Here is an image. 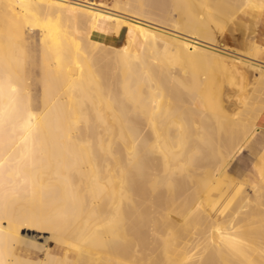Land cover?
I'll return each instance as SVG.
<instances>
[{"label":"bare ground","instance_id":"obj_1","mask_svg":"<svg viewBox=\"0 0 264 264\" xmlns=\"http://www.w3.org/2000/svg\"><path fill=\"white\" fill-rule=\"evenodd\" d=\"M175 7L189 12L188 34ZM263 12L264 0H0V264L126 263L95 245L90 253L85 234L104 224L94 218L104 212L96 201L133 199L137 184L145 189L133 202L147 198L162 227L175 220L159 229V253L146 262L150 251L141 248L138 262L130 250L132 264H264V129L256 124L263 48L252 39L244 50L223 41L239 16ZM27 27L41 36L39 104ZM144 206L135 205L141 216ZM109 218L108 233L117 225ZM193 232L200 241L190 248L183 241ZM49 240L80 242L75 262L67 250L50 252ZM18 245L43 256H23Z\"/></svg>","mask_w":264,"mask_h":264},{"label":"rangeland","instance_id":"obj_2","mask_svg":"<svg viewBox=\"0 0 264 264\" xmlns=\"http://www.w3.org/2000/svg\"><path fill=\"white\" fill-rule=\"evenodd\" d=\"M202 10L203 9H201V8H195V9H193L192 11H193V13L196 15V17H197V19H202L203 17H205V13H203L202 12ZM175 11V12H174ZM191 11V12H192ZM184 12H186V13H184ZM173 13H175L176 15H177V17H176V19H177V21L181 24V25H179V27L181 26V31H184L185 32V34L187 33L186 32V30H188L187 29V24H188V22H189V15H188V13H187V9L185 10V8H184V10L181 8H178V7H175L174 8V10H173V12H172V14ZM183 13V14H182ZM202 13L204 14V15H202ZM185 14V15H184ZM173 16H174V14H173ZM175 17V16H174ZM238 19L239 20H237L234 24L236 25V24H239V23H242V21H243V19H246V20H248V19H250V18H246V17H244V16H239L238 17ZM184 21V22H183ZM182 22V23H181ZM187 23V24H186ZM200 25V24H199ZM198 26V24L196 25V27ZM200 28L202 29L203 28V31H204V29H205V27L202 25V26H200ZM199 27H197V29L199 30L200 29ZM27 29V46H28V64H29V69H30V76L32 77V81H33V84L35 85V86H33V94H34V101H35V103L36 104H39V101H40V92H39V86L37 87V84H38V80H39V78H40V61H41V46H40V41H39V39H40V32H39V30L38 29H36V30H34V31H28V27L26 28ZM184 29V30H183ZM199 30L198 32L200 33V31L202 32V30ZM190 31V30H189ZM183 32V33H184ZM188 34V33H187ZM226 34V33H225ZM198 38H200V39H203V40H205L203 37H198ZM247 59H249V58H247ZM249 61H254V60H252V59H249ZM247 101V100H246ZM244 104H245V102H244ZM249 106H250V104H248ZM247 105V107H249ZM242 106V105H241ZM250 107H252V105L250 106ZM223 150H224V153L226 152V150L227 149H224V147H223ZM229 158V157H228ZM231 158V157H230ZM232 159V158H231ZM231 159H229V160H231ZM217 167H219V164L218 165H215V167L214 168H217ZM112 171L113 170H115V171H120V168L119 167H111L110 168ZM158 169H159V167H158ZM161 169V168H160ZM218 170H219V168H217V170H215L214 169V171H217L218 172ZM177 177V176H176ZM175 177V178H176ZM177 178H180V177H177ZM176 178V179H177ZM179 180V179H178ZM180 182H181V180H180ZM179 184V183H178ZM139 184H137V185H134V187L132 188L133 189V191L131 192V195L133 196V199H130V200H127V199H129V198H127L126 197V199L124 198V197H122V198H118V199H120V200H122L121 202L122 203H120V204H116V203H119L120 201L117 199V200H109V199H107V201H101V202H98L97 203V201H96V204L97 205H101L102 204V207L100 208V209H102V211L104 210V212H105V214L107 213V211H108V213H110V214H103L102 212L100 213V214H102L101 215V217L99 216V217H94L95 218V220L97 219V218H99L98 219V221L101 219V221H99V222H101V224L104 222V224H102V227L101 228H97V229H99V231L98 230H96L95 231V229H93L94 227H92V228H90V226L88 227L87 226V229L88 228H90V229H86L85 228V224L82 222V224L80 223V226H82V229H81V231L82 230H84L83 232L84 233H86V231H88L86 234H85V238L87 239L88 237V235H89V238L92 240L91 242H89V240L87 241H85L84 242V248H86L87 247V250H89V248H91V250H89V252L90 251H97V249H95V250H92V247H94V245L97 247V248H99L98 250H101L100 252H102V251H106V252H108L109 253V251L112 253L113 251V253L115 254V255H117L118 256V258L121 260L122 258V260H121V262L123 261H125L127 258H128V260H127V262L126 263H124V264H132L131 262H129V260L131 259L132 260V258H130L131 256H132V254H131V252H130V250L133 252L134 251V253L135 254H137L138 252L137 251H139L141 248H142V250H140L139 252L142 254V252H144V250L148 253L149 251H150V256H148L149 255V253L147 254V256L146 255H144L143 257H145V259L146 258H148V257H150L149 259H144L146 262L147 261H150L152 258H153V256L152 255H154L155 254V252H157V253H159V248H160V246H159V241H161L160 239H161V237H162V233H164L166 230H167V228L169 227V225H172L171 223H172V221H174L175 219H172L171 220V218H170V216L172 215V213H169V212H173V210L171 211L170 210V208L168 207V212H167V210H166V212H167V214H168V218L171 220L169 223L167 222V225H166V223H165V225L164 226H166V227H162V225H161V223H158V225H157V223H156V221H154V220H152L153 219V216H152V213H150V212H148L150 209H149V207H147V204H146V202L145 201H148V199L146 198V199H144V201H142L143 199H138L139 201H141L140 202V205H145L144 206V208L146 207V209H144V212L143 213H145V215L142 213V216H141V214L139 213L140 211H142V208L141 207H143V206H141L140 207V205H138V203H136V202H133L132 200H136V196L138 195V193L139 192H141V191H143V189H145V185L144 186H142V187H140L139 189H138V186ZM136 186V187H135ZM147 186V185H146ZM182 186V185H181ZM118 187H120V183L119 182H116V188L118 189ZM135 188V189H134ZM146 188H148V186L146 187ZM162 188V186L160 187V189ZM160 189L158 190V194L157 195H159L160 193V195H159V197H166V194L167 193H165L166 192V187H164L163 186V188H162V192L160 191ZM149 191H151L150 189H148V190H146V192H149ZM160 191V192H159ZM168 191V190H167ZM138 192V193H137ZM152 192V191H151ZM164 192V193H163ZM162 193H163V195H162ZM135 194H137V195H135ZM141 194V193H140ZM144 194V193H143ZM148 194V193H147ZM150 194V193H149ZM145 195H146V193H145ZM151 195H152V193H151ZM156 195V194H155ZM139 196V195H138ZM141 196V195H140ZM165 197L164 198H162L163 200H162V202H165ZM123 199H125V200H123ZM110 201V203L109 204H111V205H113V207L112 206H110V205H108V202ZM99 201V200H98ZM112 201L114 202V204L112 203ZM119 201V202H118ZM126 202V203H124V202ZM128 201H130L129 203V205L127 204L128 203ZM138 201V202H139ZM167 201V200H166ZM191 201V200H190ZM195 201V200H194ZM194 201L192 202V203H194ZM24 202V201H23ZM23 202H17V206H19V204L20 205H23ZM175 202V201H174ZM173 202V203H174ZM101 203V204H100ZM107 203V205H105ZM144 203V204H143ZM121 204H123L122 206H121ZM127 204V205H126ZM190 204V203H189ZM120 207H118V206ZM135 205H137V207L139 206L140 208H141V210L139 209V208H137V207H135ZM192 205V204H191ZM107 206V207H106ZM110 209H109V208ZM115 207H116V209H115ZM117 207H118V209H117ZM126 207V208H125ZM127 207H128V209H127ZM171 207V206H170ZM104 208V209H103ZM135 208H136V212H134L135 211ZM114 211H113V210ZM120 209H122V210H120ZM147 209H149V210H147ZM111 210V211H110ZM119 210V211H118ZM140 210V211H139ZM146 210H147V212H146ZM110 211V212H109ZM115 211H116V213H115ZM114 212V213H113ZM134 212V213H133ZM121 213V215H119ZM127 213V214H126ZM136 213V214H135ZM99 214V215H100ZM130 214V215H129ZM138 214V215H137ZM103 215H105L106 217H107V220H109L110 218L109 217H111V220L110 221H112L111 223H113V222H115L117 225H115L114 223L112 224V226H113V231H111L110 233H108V232H106V229H108V228H106L105 229V226H108V225H106V223H107V220H106V222L104 221V219H106V218H104L103 217ZM117 215V216H116ZM126 215H129V216H126ZM220 216L222 215L221 213L219 214ZM219 215H217L218 217H219ZM135 216H137L136 218H135ZM139 216V217H138ZM146 216V217H145ZM112 217H113V220H112ZM119 217V218H118ZM121 217V218H120ZM130 217H132V218H130ZM217 217V218H218ZM94 218H92V219H94ZM102 218H104V219H102ZM135 218V219H134ZM144 218H146V219H143ZM151 219V220H149V219ZM167 218V219H168ZM219 218H221V217H219ZM122 219V220H121ZM138 219V220H137ZM169 219H168V221H169ZM95 220H90L89 222H88V225H92L93 224V226H94V223L93 222H95ZM116 220V221H115ZM132 220V221H131ZM146 220V222H144ZM208 220V219H207ZM205 221V226L207 227V228H209L208 229V235H209V237H211V233H212V230L214 229L213 228V221L212 222H209V221H211V219L210 220H208V221ZM219 220V219H218ZM97 221V220H96ZM121 221H122V223H121ZM138 222V224H137V222ZM217 221V220H216ZM215 221V224L218 222H216ZM140 222V223H139ZM144 222V223H143ZM148 222H150L151 224H153V225H148L149 223ZM89 223H91V224H89ZM120 223H121V226H120ZM142 223H143V225H142ZM156 223V224H155ZM218 223H220V225H221V222L219 221ZM97 224H98V222H97ZM134 224H136V226H134ZM109 225H110V223H109ZM132 225V226H131ZM140 225H142V226H140ZM218 225V224H217ZM217 226L216 227V231H218L217 229H219L221 226ZM84 226V227H83ZM96 222H95V228H96ZM98 226H100V225H98ZM97 226V227H98ZM112 226L110 225L109 226V228L111 227V229H112ZM134 226V227H133ZM160 226V227H159ZM132 227V228H131ZM138 229H137V228ZM142 227V228H141ZM150 227V228H149ZM117 228V229H116ZM144 228H147V229H145L146 230V233L144 232L145 230H144ZM92 229V232L90 231ZM105 229V230H104ZM110 229V230H111ZM132 229H134V230H132ZM149 229L151 230V233L149 232ZM159 229H162L163 231H161V234L159 233ZM104 230V231H103ZM110 230H107V231H110ZM137 230H139V232L137 231ZM148 230V231H147ZM135 233V234H137V235H133V232ZM157 231V232H156ZM194 231V230H193ZM215 231V232H216ZM26 231H23V233H25ZM83 232H81L83 235H84V233ZM90 232H91V234L93 235V236H95V237H97L96 238V240L94 239L95 237H92L91 236V234H90ZM97 232H99L98 233V235L96 236L95 234L97 233ZM101 232H103V234H101ZM105 232H106V234H105ZM114 232V233H113ZM120 234V235H123L122 236V239H121V236L120 235H118V233ZM192 232V231H191ZM194 232H196V231H194ZM194 232L192 233V234H189V237L187 238V239H185L184 238V241H183V243H184V245H186V246H188V247H193V246H195L196 245V243L198 242V240L200 239V235L198 236V234L196 233V234H194ZM209 232H210V234H209ZM34 233V232H33ZM95 233V234H94ZM109 235H108V234ZM132 233V234H131ZM140 233H142V234H140ZM144 233V234H143ZM217 233V232H216ZM88 234V235H87ZM101 234V235H100ZM111 234V235H110ZM112 234H114L115 236H112ZM138 234H140V235H138ZM149 234V235H148ZM152 234V235H151ZM161 236H160V235ZM213 234V233H212ZM81 235V234H80ZM80 236V238L81 237H84V236ZM103 235V236H102ZM143 235V236H142ZM158 235L160 236V237H158ZM190 235H192V236H190ZM194 235H196V237L194 236ZM91 236V237H90ZM111 236V237H110ZM117 236V237H116ZM136 236V237H135ZM140 236H141V238H140ZM146 236V237H145ZM110 237V238H109ZM138 237V238H137ZM147 237H148V239H147ZM152 237V239H150ZM157 237V238H156ZM198 237H199V239H198ZM104 238L106 239V240H104ZM108 238H109V240H108ZM112 238H113V240H112ZM132 238V239H131ZM144 238V239H143ZM159 238V239H158ZM191 238H193V239H191ZM78 239H79V237H78ZM82 239H84V238H81L80 240H81V242H83V240ZM97 239H98V241H99V243H102L101 245L97 242ZM100 239V240H99ZM124 239H126V240H124ZM147 239V240H146ZM157 239V240H156ZM190 239V240H189ZM85 240V239H84ZM93 240H94V242H93ZM104 240V241H103ZM149 240V241H148ZM153 241V243H152V241ZM189 240V241H188ZM96 241V242H95ZM101 241V242H100ZM109 241H111L112 242V244H109ZM120 243H119V242ZM157 241V242H156ZM186 241V242H185ZM188 241V242H187ZM191 241V242H190ZM200 241V240H199ZM108 242V243H107ZM110 242V243H111ZM156 243V245L158 246V247H156V245H155V243ZM180 242V244L179 245H182L183 243H182V241H179ZM91 243V244H90ZM93 243V244H92ZM106 243H107V246H106ZM120 244V246H119V244ZM97 244H98V246H97ZM116 244V245H115ZM151 244V245H150ZM47 245L50 247V252H52V253H55V254H58V255H60V256H62V255H64L65 254V252H66V250L68 251V257L69 258H73L72 259V262L74 263L75 262V259H76V255H75V252L73 251V250H75L74 249V246H76V245H79L80 246V242H79V244H72V245H74V246H67V245H59V244H55V243H53L52 241H48L47 242ZM88 245H90V246H88ZM93 245V246H92ZM134 245V246H133ZM139 245V246H138ZM161 245V244H160ZM214 245H216V244H214ZM115 246V247H114ZM127 246V247H126ZM73 247V248H72ZM81 247H83L82 245H81ZM105 247V248H104ZM107 247H109V248H107ZM112 247V248H111ZM155 247H156V250H158V251H156L155 250ZM95 248V247H94ZM106 248H107V250H106ZM121 248H123V250L121 249ZM154 250V252H152L153 250ZM18 250H19V253L21 254V255H23V256H27V257H29V258H32V259H38V258H41L43 255L41 254V253H39V252H36V251H32V249H24L23 251H22V247H19V245H18ZM116 250H117V252H116ZM120 250V251H119ZM127 250V251H126ZM122 251V252H121ZM124 251V252H123ZM99 252V251H98ZM120 252V253H119ZM152 252V253H151ZM91 253V252H90ZM92 253H94V252H92ZM133 253V254H134ZM145 253V252H144ZM156 253V254H157ZM129 254V255H128ZM131 254V255H130ZM155 254V255H156ZM42 255V256H41ZM119 255H120V257H119ZM124 255V256H123ZM138 255V254H137ZM154 255V256H155ZM134 256V255H133ZM132 256V257H133ZM151 256H152V258H151ZM122 257V258H121ZM137 257H142L141 255H138V256H136V259H137ZM135 258V256L133 257V259ZM125 259V260H124ZM136 259H134V261L136 260ZM159 259H162V257H160ZM130 260V261H131ZM138 260V259H137ZM141 260H142V258H141ZM141 260H138V262L140 261L141 262ZM144 260H142V262L144 261ZM133 261V260H132ZM122 262V263H123Z\"/></svg>","mask_w":264,"mask_h":264},{"label":"crops","instance_id":"obj_3","mask_svg":"<svg viewBox=\"0 0 264 264\" xmlns=\"http://www.w3.org/2000/svg\"><path fill=\"white\" fill-rule=\"evenodd\" d=\"M96 1L108 2L110 5H112V3L114 2V0H106V1L96 0ZM173 14L175 17H177L175 13ZM232 24H230L231 26L228 25L229 27H227V30L225 32L226 34L224 36L223 41L226 43V45L230 46L231 48L244 50L245 46L248 45L249 41L252 39L256 43L262 46L263 48L262 60L264 61V12L259 19H248V20L243 19L241 24H236V25L234 23ZM262 123H264V110L256 122L259 128L264 129L263 126L264 124L262 125Z\"/></svg>","mask_w":264,"mask_h":264}]
</instances>
